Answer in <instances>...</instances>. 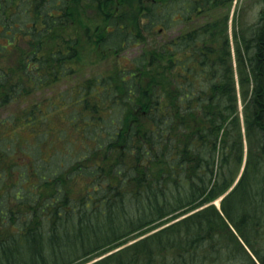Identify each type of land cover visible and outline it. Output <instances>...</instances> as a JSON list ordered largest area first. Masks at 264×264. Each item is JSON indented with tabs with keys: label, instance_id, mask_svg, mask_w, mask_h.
Returning <instances> with one entry per match:
<instances>
[{
	"label": "trees",
	"instance_id": "1",
	"mask_svg": "<svg viewBox=\"0 0 264 264\" xmlns=\"http://www.w3.org/2000/svg\"><path fill=\"white\" fill-rule=\"evenodd\" d=\"M91 1L80 44L76 0H0V264H84L158 228L89 264H264V0L234 46L215 15L83 75L84 52L139 42L123 4L164 32L232 0Z\"/></svg>",
	"mask_w": 264,
	"mask_h": 264
},
{
	"label": "rangeland",
	"instance_id": "2",
	"mask_svg": "<svg viewBox=\"0 0 264 264\" xmlns=\"http://www.w3.org/2000/svg\"><path fill=\"white\" fill-rule=\"evenodd\" d=\"M71 1L74 2V0H71ZM76 1L77 3L75 2L72 3L73 4L72 14L74 15L75 19L78 21L80 26L75 25L74 27H72V33H77L76 34L77 37L81 38L80 41L81 40L85 41L84 39L85 33L88 30L96 32L97 31V29L95 30L96 25L99 22H103V20L99 18L98 8L97 6L94 7L95 4H91L92 3L91 0H76ZM93 1H97V0H93ZM128 1H130V3L138 2V0H128ZM152 1L153 0H144L143 4L151 3ZM120 2L121 0H108L107 4H109V8H111V7H116V5L119 4ZM121 7H122V16H123L124 22H126L127 24V30L132 32L129 34V39L136 38V41L138 40L139 42H135L132 44L126 43L124 49L117 56H114L113 54H111L109 56L107 55V56L102 57V51H99L97 56L95 53L94 55H87L86 52H84L83 56L81 57V61H85L87 66L84 69V72L82 73L83 75H85L87 71L90 69V67L94 65V63H88L89 61H97V63L101 61L98 64V66L101 69H104L105 67H107L109 62L111 64L114 61H119L120 64H132L131 61H133L134 57L138 55V53L143 48H149L151 46L155 47V46L161 45L163 44L164 40H167L169 38H174L177 35L181 34L182 31L193 28L199 23L205 21L207 18H212L215 15L228 14V35L232 43V46H234L236 42L235 33L239 34L242 31H245L246 28H249L254 23V21L258 19L260 10L262 8V0H232L231 2L227 3V5H224L223 7L220 6L216 9H213L212 11L206 12L205 14H198L192 20L188 19V20H185L179 23L176 22V24H173L171 28H168L164 32L161 31L159 29L160 27L158 26L153 30H146L145 21L139 25L140 27L135 28L137 27L136 26L137 24L135 22L138 21V18L140 15L136 11L131 12V11L126 10V4H123ZM135 14H137L138 17H136ZM104 23H101L102 28H103ZM98 30H100L101 32V28ZM104 33H106V31ZM80 44H82V41ZM219 205H220V202L217 205V207H219ZM248 235L255 249L263 252L264 251V232L263 230L257 233L256 230H253L250 228ZM139 238L141 237L136 236L134 239L136 240ZM217 238L219 239V237ZM239 240L242 243V247H241L242 249L237 246V243L235 241L233 242L231 241L232 243H234L233 244L234 246L232 247L233 249H235L236 246L238 247L237 257H241V259L243 260L247 259L246 254L244 253V250H243L244 247L248 250V252L254 255L253 249H251L243 241L242 238L239 237ZM215 242H218V240L216 239ZM102 256L92 259L91 261H89V263L96 260L97 258H101ZM239 260L240 259L237 258V261ZM205 262L207 264H239V262H236L235 259H228V258L225 260H221V259L217 260V259L209 258ZM257 262L258 264H260L258 260ZM87 263H84V264H87Z\"/></svg>",
	"mask_w": 264,
	"mask_h": 264
},
{
	"label": "bare ground",
	"instance_id": "3",
	"mask_svg": "<svg viewBox=\"0 0 264 264\" xmlns=\"http://www.w3.org/2000/svg\"><path fill=\"white\" fill-rule=\"evenodd\" d=\"M223 196L224 195H222L221 197H219V198H217V199H215V201H213L214 202V204L217 206L218 204H219V202H220V200L223 198ZM219 207H220V205H219ZM185 216V215H184ZM183 217V216H182ZM181 218V217H180ZM173 222V221H172ZM159 229V228H158ZM158 229H155V230H152V231H150V232H148V233H146V234H144V235H141L140 237L141 238H143L144 236H146V235H148V234H150V233H152V232H154V231H156V230H158ZM240 237V236H239ZM241 238V237H240ZM140 239V238H139ZM136 240H138V239H136ZM135 239L134 240H130V242H127L126 244H124V245H122V246H120L119 248H117V249H115V250H112V251H110V252H108L107 254H110L111 252H114V251H116V250H118V249H120V248H122L123 246H126V245H128V244H131L132 242H134V241H136ZM107 254H105V255H107ZM251 254V253H250ZM104 255V256H105ZM252 256L254 257V255L252 254ZM100 257V256H99ZM103 257V256H102ZM255 258V257H254ZM98 259H100V258H97L96 260H98ZM96 260H94V261H96ZM94 261H92V262H94ZM92 262H90V263H92ZM87 264H89V262L87 263Z\"/></svg>",
	"mask_w": 264,
	"mask_h": 264
}]
</instances>
